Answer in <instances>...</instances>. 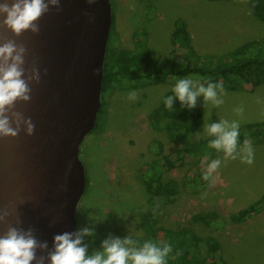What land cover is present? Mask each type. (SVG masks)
Returning <instances> with one entry per match:
<instances>
[{
    "label": "rangeland",
    "instance_id": "1",
    "mask_svg": "<svg viewBox=\"0 0 264 264\" xmlns=\"http://www.w3.org/2000/svg\"><path fill=\"white\" fill-rule=\"evenodd\" d=\"M110 1L114 16L112 55L118 49H133L134 32L144 29L143 41L158 58L180 57L182 43L172 41L177 20L186 23L191 43L201 55L227 54L246 42L264 39V21L253 13V0ZM193 83L194 90L201 84L207 87ZM175 84L167 79L104 92L103 110L80 144L79 157L87 177L76 207L75 232L94 227V237H86L88 251L97 246L93 254L102 250V241L110 236L144 238L142 222L149 212L158 228L190 229L216 238L224 257L234 264H264V204L251 207L264 195V137L248 140L254 153L251 165L243 163L240 156L225 160L223 152L214 149L164 169L161 180L176 181L179 186L174 201L163 194L151 195L144 185V164L159 157L152 150L155 140L163 143V153L176 157L178 146L166 131L155 127L156 108ZM224 89V103L219 107L206 103L202 95L197 97L202 120L196 142L213 137L208 135L206 124L227 120L238 121L241 127L264 122V82L256 87L239 84ZM131 92L137 93L136 99L128 98ZM237 108H243V113L238 115ZM243 143L239 142L237 152ZM216 159L221 160V166L213 174L215 179L203 180L208 164ZM243 209L247 215L232 218ZM212 213L214 220L219 218L217 225L200 219ZM93 218L99 222L94 223Z\"/></svg>",
    "mask_w": 264,
    "mask_h": 264
},
{
    "label": "water",
    "instance_id": "2",
    "mask_svg": "<svg viewBox=\"0 0 264 264\" xmlns=\"http://www.w3.org/2000/svg\"><path fill=\"white\" fill-rule=\"evenodd\" d=\"M37 23L38 34L20 37L0 25V45L8 39L24 44L26 75L33 67L40 73V82L29 84L31 100L13 108L31 119L33 134L22 125L17 137H0V214L8 213L0 235L8 226L32 228L50 251L55 235L76 228L86 183L79 149L101 108L111 1L60 0L59 11L50 7ZM41 255L47 257V251L38 249ZM44 264H50L47 258Z\"/></svg>",
    "mask_w": 264,
    "mask_h": 264
},
{
    "label": "trees",
    "instance_id": "3",
    "mask_svg": "<svg viewBox=\"0 0 264 264\" xmlns=\"http://www.w3.org/2000/svg\"><path fill=\"white\" fill-rule=\"evenodd\" d=\"M252 11L257 18L264 21V0H253ZM113 18L112 12V26L103 66L101 98L108 90L135 89L148 84L164 83L167 79L176 83L178 79L188 78L193 82L204 84H208V79H211L229 88H236L239 84L256 87L264 82V39L262 38L246 42L227 54L201 55L191 43L186 23L177 20L172 41L175 44L182 43L183 51L180 57L175 56L168 60L158 58L143 41L147 34L144 29L134 32L136 45L133 49H118L112 55L110 46L113 38ZM173 94V91L168 92L156 108L155 127L166 131L178 146L175 150L176 157L171 159L163 153V143L155 140L152 150L159 157L144 164L145 171L142 173L147 191L154 196L163 194L168 201H174L179 186L176 181L163 182L161 180L163 170L182 164L184 159L190 156L197 158L203 153L212 152L214 149L209 146V142L215 138L196 142L195 134L202 120L197 103L195 108L189 109L187 106L182 107L181 102L174 99L173 109L169 110L164 105V99ZM102 110L101 100L98 114ZM239 131V142L259 140L264 137V122L257 125H243L239 127ZM85 177H87L86 170ZM260 203L264 204V195L251 207L257 208ZM247 214L248 212L243 209L232 218L240 219ZM149 215L150 213L147 212L142 222V228L146 233L144 238L135 240L141 245L148 240L160 245L171 244L173 252L170 254L168 264H234L224 257L222 244L216 238L200 236L190 229L158 228ZM200 219L217 225L215 222L219 218L214 220L212 213L203 215ZM84 242L87 243V239L84 238ZM177 252L181 254L176 256Z\"/></svg>",
    "mask_w": 264,
    "mask_h": 264
},
{
    "label": "clouds",
    "instance_id": "4",
    "mask_svg": "<svg viewBox=\"0 0 264 264\" xmlns=\"http://www.w3.org/2000/svg\"><path fill=\"white\" fill-rule=\"evenodd\" d=\"M88 4L96 3V0H87ZM60 0H8L0 3V25L11 30L15 37H20L24 32L30 31L38 34L40 31L38 20L55 7L59 11ZM27 49L24 44H18L13 39H8L0 45V137H17L23 125L27 135H32L35 125L30 118H24L19 111H13L17 101L28 102L31 100L30 82H40L39 70L33 67L26 75L24 68ZM183 63V61H180ZM207 87L203 84L195 87L193 80L188 78L178 79L173 87V95L164 99V105L169 110L173 109L174 99L181 102L182 107L195 108L197 97L203 96L205 102L211 101L215 107L224 103L225 95L223 84L208 79ZM137 93H129V99H136ZM234 111L238 115L243 113V108ZM15 125L13 127L12 125ZM205 129L209 136L215 137L209 142V146L218 152H223L225 160L240 159L248 165L254 162V153L250 141L245 140L240 151L239 122L221 120L219 123L206 124ZM221 166V160L216 159L208 164L202 179L209 181L214 178V173ZM8 213L0 214V222H4ZM94 223L99 222L93 218ZM95 235L94 227L83 228L74 233L65 232L55 235L52 249L48 250L46 242H39L32 228L27 230L8 226L6 232L0 235V264H44L45 259L50 264H168L170 254L173 252L171 244H157L151 240L142 245L133 240L131 236L123 239L109 237L102 241L100 251L88 254L89 245L84 242L85 237L92 238ZM47 251V257H37V250ZM181 253L177 252L176 256ZM175 258V257H172Z\"/></svg>",
    "mask_w": 264,
    "mask_h": 264
},
{
    "label": "crops",
    "instance_id": "5",
    "mask_svg": "<svg viewBox=\"0 0 264 264\" xmlns=\"http://www.w3.org/2000/svg\"><path fill=\"white\" fill-rule=\"evenodd\" d=\"M85 239H86V237H85ZM95 247H97V246H93V247H91V249L88 251V254H89V255H91V254H92V251H94V250H95Z\"/></svg>",
    "mask_w": 264,
    "mask_h": 264
}]
</instances>
